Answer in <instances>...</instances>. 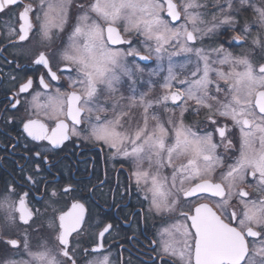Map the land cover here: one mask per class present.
<instances>
[{
  "label": "flooded vegetation",
  "instance_id": "1",
  "mask_svg": "<svg viewBox=\"0 0 264 264\" xmlns=\"http://www.w3.org/2000/svg\"><path fill=\"white\" fill-rule=\"evenodd\" d=\"M247 10L166 93L144 0H0V264H264V39L252 81L217 76Z\"/></svg>",
  "mask_w": 264,
  "mask_h": 264
},
{
  "label": "rangeland",
  "instance_id": "2",
  "mask_svg": "<svg viewBox=\"0 0 264 264\" xmlns=\"http://www.w3.org/2000/svg\"><path fill=\"white\" fill-rule=\"evenodd\" d=\"M174 1L178 4V9L181 13L180 21L175 24L171 23L168 17H166L163 3L159 0H144V49L154 59H157L156 65L148 68L149 74L154 73V75H148L147 80L156 83L165 77L166 93L169 89L168 87L173 82L174 84L180 82V84L186 83V91L187 93H191L190 82L196 67L200 63H204L199 62L201 59L209 67L208 72L206 71V73L201 74L198 83L203 86L206 85L207 81L212 78L210 73L213 66L211 68L210 65L218 59L216 57L219 56V59L221 57L212 45L207 47L205 58H201L200 53L192 54L191 47L193 44L187 40V33L192 31L196 38L201 40L217 37L225 26L235 27L237 20L234 15H236L239 9L244 7L250 10L249 13L253 16L250 21L249 19L244 20L241 36L245 41H248L250 46H248V49L242 47L241 49L244 51V54L242 53V56H239L241 53H238L239 55H236L239 56L238 58L233 57L231 59L229 56H226L227 60L225 61H227L229 67L228 72L219 71L217 76L221 79L234 78L252 81L251 79L254 77L253 64L251 63V58L254 60V56L252 55L253 49L259 42L257 37L264 39V0H224L226 6H220L223 4V1L220 0L219 5L218 0L214 3L216 11L214 7L208 9L209 7L204 5L206 3H203V0ZM212 1L214 2V0ZM204 15H208L209 18L212 15H216V18H213L211 21ZM205 19L208 21H204ZM260 31H262L261 36H259ZM201 47L205 49V47ZM163 69L166 70L165 74L162 72ZM155 87L157 88V85ZM173 123L174 119L169 113L167 121L161 122L158 118L151 117L144 112V129H169V127L171 129ZM162 125L167 126L161 128ZM181 147H184V145Z\"/></svg>",
  "mask_w": 264,
  "mask_h": 264
},
{
  "label": "water",
  "instance_id": "3",
  "mask_svg": "<svg viewBox=\"0 0 264 264\" xmlns=\"http://www.w3.org/2000/svg\"><path fill=\"white\" fill-rule=\"evenodd\" d=\"M164 1L166 4V15L171 19V22L178 23L181 19V13L178 9L176 2L174 0H164ZM186 38L189 42H193L195 39L193 32L189 31L187 33ZM238 42L241 43L242 40H239ZM151 61H152V58L144 54V63H149ZM182 94H183L182 91L175 90L172 93L173 102L177 103L178 100L181 98Z\"/></svg>",
  "mask_w": 264,
  "mask_h": 264
},
{
  "label": "trees",
  "instance_id": "4",
  "mask_svg": "<svg viewBox=\"0 0 264 264\" xmlns=\"http://www.w3.org/2000/svg\"><path fill=\"white\" fill-rule=\"evenodd\" d=\"M249 11H250V10H249ZM249 11H246V14H244V15H245V16L243 17L244 20H245V19H246V20L249 19V21H250V20L253 18L252 14H250Z\"/></svg>",
  "mask_w": 264,
  "mask_h": 264
}]
</instances>
